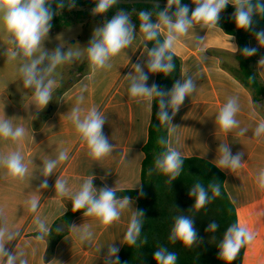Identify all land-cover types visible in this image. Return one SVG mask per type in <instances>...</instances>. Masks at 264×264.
Returning a JSON list of instances; mask_svg holds the SVG:
<instances>
[{"label":"crops","instance_id":"crops-1","mask_svg":"<svg viewBox=\"0 0 264 264\" xmlns=\"http://www.w3.org/2000/svg\"><path fill=\"white\" fill-rule=\"evenodd\" d=\"M248 1L253 0H230L229 4L241 7ZM83 25L52 30L57 33L52 40L61 38L58 47L62 50L74 46L79 36L70 31L76 26L84 30ZM157 28L166 39L168 29L161 19ZM133 35L130 47L111 59V68L93 73L88 66L69 83L54 79L52 100L41 110L33 102L34 89L18 85L23 80L21 67L35 57L10 61L12 45L4 29L0 31V120H8L13 128L25 129L20 141L0 139V157L18 152L27 167L24 177L19 178L10 176L0 165V264H7L9 254L14 257V264H104L107 247L112 243L120 249L119 255L126 242L124 235L130 219L137 212L135 199L111 226L104 227L83 213L75 216L69 225L64 222L60 230L57 225V232L62 236L49 261L45 259L48 239H38L40 236L34 234L45 232L40 223L49 231L62 221L63 215L72 208L71 195L88 178H93L97 189L105 186L114 190L136 189L141 184L142 148L148 139L152 100L137 103L129 95V87L138 76L137 65L148 75L149 87L155 83L156 73L148 69L151 57L144 34L135 27ZM249 47L257 49L253 58L264 83V65L259 64L264 44L255 36L249 39ZM170 50L181 59L180 83L191 79L195 85V91L186 96L172 116L169 128L176 126V129L174 133L168 131L170 146L179 150L182 157L202 158L215 166L221 143L228 144L233 155L243 152L238 169L220 170L225 174L224 187L236 207L238 222L254 234V239L246 245L243 264H264V191L256 183L258 172L264 168V134L259 138L254 136L256 126L264 121V100L255 102L249 89L232 75L231 71L238 67L235 59L238 45L234 36L219 27L192 22L187 33L178 36ZM41 52L51 54L46 46H41ZM81 94L84 100L80 107L84 112L96 108L107 120L103 131L114 147L101 160L88 155L86 143L68 119ZM230 97L236 98L239 105L236 114L239 126L224 133L215 118ZM241 129H246L243 136L237 135ZM62 150L67 151L68 159L57 162L53 173L45 176V162L57 160ZM58 178L67 182L69 196H57ZM45 180L47 188L42 186ZM32 201L38 204L35 211L31 210ZM85 226L90 227L93 237L91 241L81 242L77 233Z\"/></svg>","mask_w":264,"mask_h":264},{"label":"clouds","instance_id":"clouds-1","mask_svg":"<svg viewBox=\"0 0 264 264\" xmlns=\"http://www.w3.org/2000/svg\"><path fill=\"white\" fill-rule=\"evenodd\" d=\"M118 2L119 0H94L92 13L93 15L106 14ZM229 2L230 0H195L197 6L193 9L187 4H181V0H168L169 6L172 4L177 6L176 19L173 22L167 14V10L159 13L161 20L167 26L168 33L166 39L159 47L149 51V56L151 57L148 61L149 71L152 73L163 72L164 74L171 72L174 69V65L170 62L172 56L166 53L173 47L177 37L187 33L193 21L202 22L204 26L215 27L220 20L221 12L228 6ZM52 3L53 0H0V25H2L12 45V49L9 52V60L13 61L20 56L23 58L35 57L31 59L30 63L23 65L20 71L23 74L24 87L34 89L33 102L41 110L52 100L55 85V80L49 79L45 81L41 73L51 74L58 66L74 59H79L82 56L80 50L70 49L65 52L60 47H57L51 55L41 52L42 42L53 26L52 20L56 15V10H61L65 6L69 9L76 7V0H56L55 9H53ZM256 7L260 12L264 13V4H258ZM189 13H191L190 17ZM253 14L251 4H249L247 10L243 6L238 7L233 13L236 26L240 29H249L252 26ZM150 16L151 13L141 11L138 17L140 31L147 40H153L158 35L155 30L157 25L151 22ZM134 31L135 25L131 23L129 15L124 10H118L110 20L95 28L92 38L86 47L91 71L95 73L98 70L111 68V59L132 44ZM256 36L259 42L264 44V29L257 31ZM241 51L243 55L250 57L256 53L257 49L245 46ZM45 59L49 61V64L44 68H40L39 66L43 64ZM259 64L264 65V58L260 59ZM136 72L138 76L130 84L129 95L136 99L137 103L145 99L151 101L153 98H159L157 119L161 124L171 125L172 116H175L186 96H190L195 91L193 81L187 79L183 83L176 82L171 91L166 92L155 83L149 87L147 84L148 75L141 70L139 65L136 66ZM165 96L170 97V99L165 101L163 99ZM83 100L84 96L82 94L77 97L76 106L71 109L68 119L74 125L81 141L86 143L88 155L94 160H101L111 154L114 147L103 131L107 120L96 108H91L84 112L80 107ZM169 105L172 108L171 116L167 110ZM238 111L237 99L228 98L215 118V122L222 132L229 133L238 128L239 121L236 119ZM175 129L176 126H171L169 132L174 133ZM245 131L246 129H241L237 135L243 136ZM262 134H264V121H261L254 130L255 137L259 138ZM24 135V127L17 126L13 128L8 120H0V139L10 138L16 142L20 141ZM158 143L164 145L166 150L162 151L155 159V170L166 175L168 182L172 184L180 176L184 160L181 152L171 147L170 142L164 137H160ZM218 150L217 168L235 171L241 166L243 152H237L233 155L229 145L224 143L220 144ZM67 159V151H60L57 160L45 162L43 174L45 176L51 175L57 166V162H64ZM0 165L5 167L7 173L12 177L22 178L27 172V167L22 162L18 152L6 157H0ZM256 183L259 190L264 191V168L258 172ZM42 186L48 187L46 180ZM209 189L212 193L211 197L209 196ZM55 192L61 198L69 196L67 182L58 178L55 183ZM188 194L194 198L192 207L202 209L211 200L221 195L220 185L209 184L206 189L201 183L197 182L189 189ZM143 195L144 192L141 187L139 196ZM70 199L74 213L83 210L84 217H93L104 227L111 226L118 221L122 213L134 202L133 198L128 195L117 197L114 188L105 186L97 189L93 185V178L84 180L80 189L74 195H71ZM37 206V202L32 201L31 210L35 211ZM141 217L144 218V211L137 210L130 219L129 227L124 235V240L129 246L135 245L140 237L143 226ZM39 227L45 232L48 231L43 223H40ZM72 227L74 230L76 229V226ZM218 228V223L212 220L205 231L214 233ZM77 235L81 242H88L91 241L93 232L89 226H85L78 231ZM37 238L40 239L42 237ZM168 239L173 244L179 241L188 248L197 244L199 242L198 231L194 226V219L186 215L176 216ZM253 239L254 234L239 222L230 225L217 245L219 258L225 261L226 264H231L240 249ZM142 243H147V241L144 240ZM107 248L104 264H120L118 256L120 249L113 243ZM153 258L156 264H176L177 260L176 254L163 246L156 249ZM7 264H14V257L11 254L8 255Z\"/></svg>","mask_w":264,"mask_h":264},{"label":"trees","instance_id":"trees-1","mask_svg":"<svg viewBox=\"0 0 264 264\" xmlns=\"http://www.w3.org/2000/svg\"><path fill=\"white\" fill-rule=\"evenodd\" d=\"M186 4L197 6L195 0H181ZM249 4L252 10H259L256 5L264 4V0H253L245 2L242 6L245 10ZM53 9L56 8V0L52 3ZM94 7V0H76V7L69 9L65 6L63 9L56 10V15L52 20L51 30L60 31L68 29L80 23L83 19L90 18L91 10ZM238 6H228L223 12H235ZM118 10H124L130 17L131 23L136 28H140L138 19L141 11L151 13L150 20L157 25L161 19L159 13L167 10V14L173 22L176 19L175 12L177 6L172 4L168 7L152 5V4H117L108 13L105 14L106 21L110 20ZM191 13H189V17ZM197 22V21H193ZM226 34L235 37L238 45V53L235 56L238 67L231 71L249 91L251 92L255 102L264 100V83L259 77L256 70V61L253 56H245L241 49L245 46L249 47V39L256 36V32L264 29V13H256L252 16V26L249 29H240L236 26L234 16H220V20L216 25ZM158 35L153 40L146 39V45L149 50L159 47L164 42L158 28L155 29ZM172 56L170 61L174 65V69L168 74L163 72L156 73L155 84L162 90L170 92L176 82L181 79V59L175 55L170 49L166 53ZM264 58V49L262 53ZM167 62V61H166ZM158 99H152V115L148 128V139L142 148L143 161L141 167V184L136 189H120L114 190L117 197L130 196L137 201V210L144 211V218L141 217L142 230L140 237L135 245H127L125 242L119 253L120 264H156L153 256L156 249L163 246L169 251L174 252L177 256L176 264H226L219 258V249L217 245L222 240L226 229L238 222L237 210L229 195L227 194L224 181L225 174L211 162L198 157H182L184 160L183 168L180 176L172 184L168 182V177L163 173L155 170L154 161L162 151L166 148L158 143L160 137L168 140V131L170 125H164L157 119ZM168 101L170 97H163ZM169 115H172V108L168 107ZM151 172V174H150ZM201 183L206 189L209 184H219L221 195L211 200L204 208L195 209L193 206L194 198L189 196V189L195 183ZM143 188L144 195L139 196L140 188ZM212 193L209 189V196ZM83 210L73 212L72 208L67 211L61 218L67 225L72 219L81 214ZM179 215H186L194 219V226L198 231V243L191 248L185 247L179 241L175 244L168 239L171 228L174 224V218ZM216 221L219 228L216 232H206L208 224ZM34 235L45 237L48 239V248L45 254L47 261L51 260L54 255L55 245L62 233L57 232V224L48 232H36ZM214 237V238H213ZM146 240L147 243H142ZM247 245V244H246ZM246 245L243 246L236 258L231 264H243L246 251Z\"/></svg>","mask_w":264,"mask_h":264},{"label":"rangeland","instance_id":"rangeland-1","mask_svg":"<svg viewBox=\"0 0 264 264\" xmlns=\"http://www.w3.org/2000/svg\"><path fill=\"white\" fill-rule=\"evenodd\" d=\"M92 13V10H91ZM106 22V17L105 14L103 15H91L90 18L87 19H83L80 23L78 24H84V30L82 29L81 26H76L74 27V29H72V32L74 35L79 36V39L75 38V45L74 46H70L69 48L63 50L65 52L71 50H80L82 52V56L79 59H74L71 62H66L60 66L57 67V69L49 74V73H41L44 78L45 81L47 79H61V81H64L65 83H69L78 72H83L84 69H87L89 66V62L88 59H84L85 57H87V53H86V47L89 44V41L92 38V34L95 30V28L100 27L103 25V23ZM77 24V25H78ZM0 31H3V27L2 25L0 26ZM53 34H57L54 33L51 29L48 33V36L45 38V40L42 42V47L46 46L47 47V51H50L49 53H53L55 51V49L60 45L61 42V38L60 41L57 39L52 40V36H55ZM61 34H66V33H61ZM63 36V35H60ZM50 54V55H51ZM22 57V56H20ZM19 58V57H17ZM23 58V57H22ZM24 59H28V58H24ZM49 64V61L47 59H45V61L43 62V64H41L39 67L40 68H44ZM18 85H23V80H21ZM62 222V223H60ZM64 226V221H59L57 223L58 225V229L60 227ZM247 261V260H246Z\"/></svg>","mask_w":264,"mask_h":264},{"label":"water","instance_id":"water-1","mask_svg":"<svg viewBox=\"0 0 264 264\" xmlns=\"http://www.w3.org/2000/svg\"><path fill=\"white\" fill-rule=\"evenodd\" d=\"M118 4H122V5H128V4H152V5H159V6H165V7H168V0H119ZM181 4H186L184 2L181 1ZM190 8H195V6L193 5H190V4H187ZM234 12H221L220 16H224V17H231V16H234L233 15ZM254 14L256 13H260V10H256V11H253ZM253 14V15H254ZM62 223V222H60ZM65 226V224H64ZM60 227H61V224H60ZM60 227H59V230H60Z\"/></svg>","mask_w":264,"mask_h":264}]
</instances>
